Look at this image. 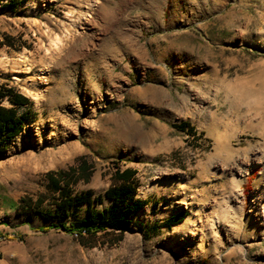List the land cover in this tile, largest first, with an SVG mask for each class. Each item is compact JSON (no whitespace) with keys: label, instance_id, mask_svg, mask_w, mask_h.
Returning a JSON list of instances; mask_svg holds the SVG:
<instances>
[{"label":"rangeland","instance_id":"rangeland-1","mask_svg":"<svg viewBox=\"0 0 264 264\" xmlns=\"http://www.w3.org/2000/svg\"><path fill=\"white\" fill-rule=\"evenodd\" d=\"M2 85L32 101L0 154L15 264H264V0H26L0 9ZM79 159L92 174L74 193L137 172L147 205L115 245L15 218Z\"/></svg>","mask_w":264,"mask_h":264},{"label":"trees","instance_id":"trees-1","mask_svg":"<svg viewBox=\"0 0 264 264\" xmlns=\"http://www.w3.org/2000/svg\"><path fill=\"white\" fill-rule=\"evenodd\" d=\"M25 3L26 0H0V9L16 12ZM31 107L32 101L14 87L0 86V154L22 132L24 124L31 117ZM171 126L192 139H200L202 136L187 122ZM78 162L77 166H71L67 170L47 172V194L35 200L21 199L15 208L16 214L27 219L36 216L50 222L47 228H40L43 231L62 230L76 234L79 239L103 234L113 236L112 245H115L122 240L137 213L147 205L137 198V190L140 188L137 172L131 168L121 170L116 167L111 177V186L103 194H95L93 191L74 193L73 188L81 181L87 183L92 174L89 165L80 159ZM45 199L51 201V209L42 208ZM105 200L110 204L97 209ZM80 206H86L85 218L70 224L64 223L63 220ZM55 221L59 222L55 224ZM168 222H173V218Z\"/></svg>","mask_w":264,"mask_h":264},{"label":"crops","instance_id":"crops-1","mask_svg":"<svg viewBox=\"0 0 264 264\" xmlns=\"http://www.w3.org/2000/svg\"><path fill=\"white\" fill-rule=\"evenodd\" d=\"M16 220H19L21 224L29 225L30 221L25 216L15 217ZM1 237V234H0ZM17 250L14 246L10 245L7 242H0V264H15V258L17 255ZM18 260V259H17Z\"/></svg>","mask_w":264,"mask_h":264},{"label":"built area","instance_id":"built-area-1","mask_svg":"<svg viewBox=\"0 0 264 264\" xmlns=\"http://www.w3.org/2000/svg\"><path fill=\"white\" fill-rule=\"evenodd\" d=\"M0 242H2V241H0Z\"/></svg>","mask_w":264,"mask_h":264}]
</instances>
